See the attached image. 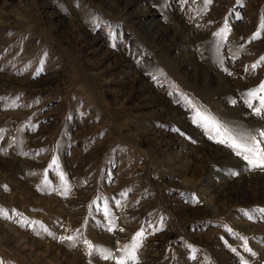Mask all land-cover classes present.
<instances>
[{
	"label": "rangeland",
	"instance_id": "374dc122",
	"mask_svg": "<svg viewBox=\"0 0 264 264\" xmlns=\"http://www.w3.org/2000/svg\"><path fill=\"white\" fill-rule=\"evenodd\" d=\"M211 50L209 74L184 63L192 53L208 66ZM261 57L264 0H0V223L15 232L0 231V262L115 264L86 255L84 240L119 257L118 242L144 229L139 264H264V214L253 211L264 170L192 122L194 105L228 128L264 127L240 99L264 81V63L251 67ZM216 75L233 88L225 98ZM202 144L242 169L208 166Z\"/></svg>",
	"mask_w": 264,
	"mask_h": 264
},
{
	"label": "snow or ice",
	"instance_id": "6c2138e0",
	"mask_svg": "<svg viewBox=\"0 0 264 264\" xmlns=\"http://www.w3.org/2000/svg\"><path fill=\"white\" fill-rule=\"evenodd\" d=\"M204 2L210 3L211 0H204ZM223 33V35H222ZM222 39H226V31L218 32L215 34ZM261 33H254L250 38L251 40H256L260 38ZM219 62L223 63V59L219 58ZM259 63H264V57L260 58L257 64H253L251 67L253 70L258 66ZM227 71V69H225ZM231 75V73H228ZM240 99L243 101L245 107L251 110L252 115L255 116L258 120L264 121V81H262L256 88L249 89L246 92L241 94ZM233 104L236 101H232ZM189 104L192 105V102L189 100ZM192 111L194 113L192 117V122L200 128L208 139L213 142L220 144L228 148L234 155L242 159L246 166L247 170H264V127L256 128H228L224 125H221L215 117L205 115L202 113L198 107L192 106ZM2 132V130H0ZM55 160L52 161L54 165ZM232 175H238V172H232ZM5 190L7 186L5 185ZM39 190V189H38ZM67 188L65 189V193ZM123 195V193H121ZM253 211H259L264 214V209H254ZM247 215V213H245ZM8 213L3 208H0V218H7ZM252 217L249 216V219ZM35 223V222H33ZM45 232H48L47 228L43 229ZM109 231L114 229L109 228ZM123 231V229H120ZM231 233V229H227ZM51 235L50 232H48ZM243 242L244 251L250 253L252 256H255V252L248 247V242L242 237H237ZM61 242H67L70 246L76 247L77 237L73 235L62 236L59 238ZM146 239L145 230L141 229L138 231L130 244L119 245L116 249V252H119V257H116L111 249L103 248L99 249L97 246H94L87 239L84 240L88 251L86 255L88 256H99V258L104 260L115 259V264H139V249L143 246V241ZM231 251L234 253L237 252L236 248H232ZM2 264V262H0ZM241 264H248L246 260L241 258Z\"/></svg>",
	"mask_w": 264,
	"mask_h": 264
},
{
	"label": "bare ground",
	"instance_id": "6f19581e",
	"mask_svg": "<svg viewBox=\"0 0 264 264\" xmlns=\"http://www.w3.org/2000/svg\"><path fill=\"white\" fill-rule=\"evenodd\" d=\"M145 1V0H144ZM156 3V2H155ZM157 4H160V3H157ZM156 22H154V24H155ZM157 24V23H156ZM155 24V25H156ZM76 29V28H75ZM78 29V28H77ZM80 29V28H79ZM78 29V30H79ZM182 29L183 30H185V29H187V26L184 24L183 26H182ZM147 30V29H146ZM183 30H179V31H176L175 33H174V35L177 37L178 35H179V37L181 36V34H182V31ZM81 32V31H80ZM182 37V36H181ZM184 38V37H183ZM198 38H200V37H196V39H198ZM185 39V38H184ZM98 39L97 38H94V39H92V42L93 43H98ZM184 45H185V43H184ZM191 46V45H190ZM192 47V46H191ZM193 50L194 51H196L197 49L195 48V47H193ZM109 55V54H108ZM188 55V54H187ZM216 50H211L210 52H209V58H206V60L204 61V63H207L208 64V66L205 64V65H202V66H200L199 64H197L194 60H192V57H193V54L191 53V54H189V56L187 57H185L184 59H186L187 58V61L188 62H184V63H188V65H194V66H197V67H199V69H201L200 67H202L203 69H205V72H206V74H209V73H211V71L213 70V66H212V63H213V60H215V58H216ZM109 56H112V53H110V55ZM182 57H184V56H182ZM217 59H218V57H217ZM124 62V64L122 65V68H125L126 69V71L127 70H129V64L126 62V61H123ZM218 62V61H217ZM182 65V66H181ZM180 66L181 67H183V63L182 64H180ZM214 73V72H213ZM203 74H204V72H203ZM215 74H213V76H214ZM209 76V75H208ZM207 76V77H208ZM206 77V78H207ZM211 77V76H210ZM211 78H213V77H211ZM209 79V78H208ZM207 80V79H206ZM134 81H136L137 83H140V80H139V78H134ZM214 81H216L218 84H217V88L215 89L216 91H217V93L219 94V92H220V96L221 97H224L225 98V94H227V93H230V91H232V89L233 88H231V86H229V83L227 82L228 80H227V78H223L222 80H220V79H218V76L216 75V80H214ZM213 81V82H214ZM239 84V83H238ZM216 86V85H215ZM241 86V85H240ZM240 88V87H239ZM142 89H143V91H145L146 93H147V95L148 96H150V97H154L155 98V100L157 101V103L158 104H160V102H163V98L162 97H160V96H154V95H150V93H151V91H150V88L145 84V86H143L142 87ZM235 90V89H234ZM234 92H236V90L234 91ZM155 101V102H156ZM165 110L168 112V115H169V117H170V119L171 120H175L176 122H178L179 124H180V120H179V118H178V111L175 109V108H170V107H165ZM228 111H230L229 112V114H231V113H233L234 115H238L239 114V110H232V109H229ZM230 116H232V115H230ZM229 116V117H230ZM181 126V125H180ZM182 128H183V130L184 131H186L187 133H189V131H188V129L185 127V126H181ZM188 145L187 144H185V143H182V144H180V147H181V150L180 151H184L185 150V147H187ZM202 149H201V151L203 150L204 151V153L206 154V157L209 159L208 160V162H207V164H208V166L209 165H213V164H215V165H232V164H234V165H237V167H238V169H242V167H241V164L240 163H238L237 162V164H236V162L234 161V160H232L231 162H229L227 159H226V155H225V153H224V151H222V150H218L217 148H210L209 146H207V145H205V144H202V147H201ZM185 155H187V157L188 156H190V153L189 154H186V153H184ZM202 154V153H201ZM204 155V154H203ZM204 158V157H203ZM206 164V165H207ZM10 170H12V169H10ZM11 173V172H10ZM210 174H212L213 176H214V174H215V172L214 171H212V172H209ZM254 176H256V182H258L259 183V186H260V188H264V174L263 173H255L254 174ZM253 177V176H252ZM197 182V181H196ZM26 192V191H25ZM27 197H29L30 195L32 196V194L30 193V192H28L27 194ZM32 198H33V196H32ZM209 205V204H208ZM0 231H1V238H2V240H6V239H9L10 238V236H12V237H14L13 235H15V232H14V230L10 227V226H7L6 224L5 225H2L1 223H0ZM16 238V237H15ZM13 241V240H12ZM22 249H24V245L21 247ZM50 248V247H49ZM49 250H51V249H49Z\"/></svg>",
	"mask_w": 264,
	"mask_h": 264
},
{
	"label": "crops",
	"instance_id": "0c3cea01",
	"mask_svg": "<svg viewBox=\"0 0 264 264\" xmlns=\"http://www.w3.org/2000/svg\"><path fill=\"white\" fill-rule=\"evenodd\" d=\"M256 126H260V124H257V125H255L254 127H256Z\"/></svg>",
	"mask_w": 264,
	"mask_h": 264
}]
</instances>
